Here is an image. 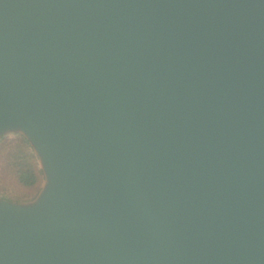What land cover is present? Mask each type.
<instances>
[{
  "label": "water",
  "instance_id": "obj_1",
  "mask_svg": "<svg viewBox=\"0 0 264 264\" xmlns=\"http://www.w3.org/2000/svg\"><path fill=\"white\" fill-rule=\"evenodd\" d=\"M0 264H264V0H0Z\"/></svg>",
  "mask_w": 264,
  "mask_h": 264
},
{
  "label": "rangeland",
  "instance_id": "obj_2",
  "mask_svg": "<svg viewBox=\"0 0 264 264\" xmlns=\"http://www.w3.org/2000/svg\"><path fill=\"white\" fill-rule=\"evenodd\" d=\"M25 141L28 145H25ZM31 151L36 158V165L42 174L40 181L33 186H26L19 180L16 171L22 154ZM35 161V160H34ZM44 183V174L37 155L27 139L21 135H11L0 140V197L16 201L34 199ZM27 198V199H25Z\"/></svg>",
  "mask_w": 264,
  "mask_h": 264
},
{
  "label": "trees",
  "instance_id": "obj_3",
  "mask_svg": "<svg viewBox=\"0 0 264 264\" xmlns=\"http://www.w3.org/2000/svg\"><path fill=\"white\" fill-rule=\"evenodd\" d=\"M25 145H28L26 141ZM17 165L18 166L16 174L22 184L26 186H33L36 185L42 178V174L36 165V158L31 153V151L22 154L18 160Z\"/></svg>",
  "mask_w": 264,
  "mask_h": 264
}]
</instances>
